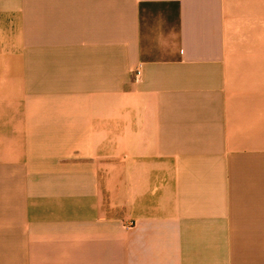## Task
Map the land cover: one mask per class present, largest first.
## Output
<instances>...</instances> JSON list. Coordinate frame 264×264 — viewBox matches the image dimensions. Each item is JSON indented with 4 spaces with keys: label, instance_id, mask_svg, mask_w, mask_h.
Instances as JSON below:
<instances>
[{
    "label": "crops",
    "instance_id": "1",
    "mask_svg": "<svg viewBox=\"0 0 264 264\" xmlns=\"http://www.w3.org/2000/svg\"><path fill=\"white\" fill-rule=\"evenodd\" d=\"M0 264H264V0H0Z\"/></svg>",
    "mask_w": 264,
    "mask_h": 264
},
{
    "label": "built area",
    "instance_id": "2",
    "mask_svg": "<svg viewBox=\"0 0 264 264\" xmlns=\"http://www.w3.org/2000/svg\"><path fill=\"white\" fill-rule=\"evenodd\" d=\"M136 76H139V71L136 72Z\"/></svg>",
    "mask_w": 264,
    "mask_h": 264
}]
</instances>
